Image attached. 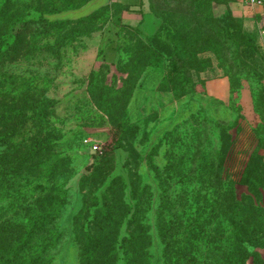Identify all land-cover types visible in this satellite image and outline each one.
<instances>
[{
    "label": "rangeland",
    "instance_id": "1",
    "mask_svg": "<svg viewBox=\"0 0 264 264\" xmlns=\"http://www.w3.org/2000/svg\"><path fill=\"white\" fill-rule=\"evenodd\" d=\"M79 1L2 2L16 15H24L27 22L19 32L22 46L0 59V88L6 85L8 102L18 103L22 100L17 98L24 96L55 101L47 120L56 145L43 161L52 164L66 156L63 162L71 170L60 218L66 235L55 264H76L70 232L73 216L81 208L86 189L97 187L95 192L101 195L114 177L119 178V197L130 201L142 195L141 214L148 234L146 264H163V244L157 230L161 203L157 172L162 178L171 173L180 152L184 169L190 166L181 176L184 186L190 182L202 150L209 154L207 161L214 157L219 178L225 182L238 181L247 165L261 169L259 200L264 216V10L254 13L240 0H206L210 14L204 18L190 14L196 9L193 3L202 0H139L129 11L111 0H87L77 5ZM34 7L45 10V22L31 21ZM103 7L107 9L103 11ZM93 11L98 12L85 20ZM247 18L254 20L252 30L247 28ZM139 19L158 28L151 40L144 34H149L148 28L136 22ZM58 21L67 23H55ZM184 22L191 25L182 30L183 38L195 37L194 31L202 28L206 35L220 40V56L212 50L194 56L170 52L176 43L169 30ZM123 23L128 25L119 36ZM72 31L79 35L72 36ZM238 31L245 36L251 33L254 43L235 53L231 39ZM147 45L160 54L162 65L141 70L147 62L143 53ZM125 68L135 74L126 89L109 95L119 104L111 118L98 107L105 95L100 86L107 83L119 88L118 78L125 77ZM91 72L98 77L95 94L87 88ZM185 85L192 89L180 102L163 92L172 88L181 96ZM113 120L125 125L121 146L114 149ZM95 166L100 182L93 187L86 181V189L81 190L82 177L90 175ZM165 181H169L168 176ZM143 185L147 186L144 192ZM248 187L238 185L237 197L248 194ZM260 251L264 256V250Z\"/></svg>",
    "mask_w": 264,
    "mask_h": 264
},
{
    "label": "trees",
    "instance_id": "2",
    "mask_svg": "<svg viewBox=\"0 0 264 264\" xmlns=\"http://www.w3.org/2000/svg\"><path fill=\"white\" fill-rule=\"evenodd\" d=\"M4 1L0 0V59L9 57L22 46L19 32L27 22L24 15H16L9 5L4 6ZM86 1L80 0L77 5ZM206 5V0L194 2L196 9L190 14L206 18L210 14ZM122 8L129 11L131 7L123 5ZM59 9L63 8H55ZM106 9L103 7V11ZM33 11L31 21L41 19L45 22L44 9L34 7ZM96 12L84 19L93 18ZM63 22L67 23H55ZM123 24L117 32L119 36L122 28L128 25ZM190 25L184 22L171 26L169 34L176 45L170 52L194 56L198 52L212 50L219 57L220 40L206 35L202 28L194 31L195 37L187 35L183 38L180 35ZM157 30L155 27L152 33L144 34L151 40ZM201 33L205 35L199 36ZM71 34L76 37L79 32L72 31ZM246 34L238 31L232 37L235 53L243 46L253 45L252 34ZM143 53L147 62L141 70L146 66L162 65L160 54L150 45L143 46ZM134 74L131 69L125 68V77L118 78L121 81L119 88L114 84H101L100 89L105 95L102 94L98 107L109 117L112 118L119 106L109 95L126 89V84L132 80L130 76ZM89 77L87 88L95 94L98 77L92 72ZM157 82L158 87L160 81ZM184 89L181 96H177L172 88L163 92L172 94V99L180 102L192 88L185 85ZM7 93L9 91L3 83L0 88V264H55L61 240L66 235L60 218L67 202L66 183L71 171L63 162L66 156L59 157L52 164H44L43 161L56 145L51 132L53 129H50L47 120L55 101L49 98L39 101L24 96L23 99L17 98L22 100L18 103L8 102ZM124 129L123 121L112 123L113 149L121 146ZM202 151L191 170L192 182L186 186L181 176L190 166L184 169L181 152L171 173H165L162 178L157 172L161 188L157 230L163 244L162 263L264 264L260 251L264 250V216L259 200L263 186L262 170L247 165L238 181L225 182L219 178L220 168L214 163V157L210 154L211 159L207 161L209 154ZM97 168L95 166L90 175L82 177L81 190L86 189V181H90L93 187L100 182ZM166 176L169 181H165ZM118 183L119 178L114 177L101 195L95 192L97 187L92 191L88 188L83 194L81 208L73 216L70 230L76 247V264L148 263L147 226L141 214L142 195L126 201L119 197ZM238 185L249 186L248 194L237 197ZM146 187L143 185L141 191L144 192Z\"/></svg>",
    "mask_w": 264,
    "mask_h": 264
},
{
    "label": "crops",
    "instance_id": "3",
    "mask_svg": "<svg viewBox=\"0 0 264 264\" xmlns=\"http://www.w3.org/2000/svg\"><path fill=\"white\" fill-rule=\"evenodd\" d=\"M112 2H114V3H118V4H121V5H129L130 7H132V6H134V5H136L138 2H139V0H111V3ZM239 2H241L243 5H245L246 7H249V8H251L250 9V11H252V12H254V13H260L261 11H262V8H260V7H252V6H249V5H246V4H244L243 2H242V0H240ZM104 3H107V0H104ZM103 3V4H104ZM239 11V10H238ZM248 20H246V21H248L247 23H246V25H247V28L250 30H252L253 28H254V26H253V21L254 20H252V18H247ZM141 20L142 19H139V20H137L136 22L137 23H139L140 25H141V27H142V25L143 26H145V28L147 29V31L149 32V33H152L153 31H154V29H155V27L153 28V27H150V24L148 25L147 24V22H145L144 23V21L142 22V23H140L141 22ZM153 22V21H152ZM151 26H152V24H151ZM158 83V82H157ZM225 84V83H224ZM166 94V93H165ZM167 96H169V97H171L172 98V94H169V93H167ZM174 100V99H173ZM175 101V100H174Z\"/></svg>",
    "mask_w": 264,
    "mask_h": 264
},
{
    "label": "built area",
    "instance_id": "4",
    "mask_svg": "<svg viewBox=\"0 0 264 264\" xmlns=\"http://www.w3.org/2000/svg\"><path fill=\"white\" fill-rule=\"evenodd\" d=\"M242 2L246 5L252 6V7H260L264 10V0H242ZM264 33V31H261ZM89 139H86L85 142H88ZM99 149V148H97Z\"/></svg>",
    "mask_w": 264,
    "mask_h": 264
}]
</instances>
